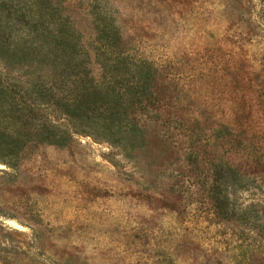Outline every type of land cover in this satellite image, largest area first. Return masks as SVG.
I'll use <instances>...</instances> for the list:
<instances>
[{"label":"rangeland","instance_id":"374dc122","mask_svg":"<svg viewBox=\"0 0 264 264\" xmlns=\"http://www.w3.org/2000/svg\"><path fill=\"white\" fill-rule=\"evenodd\" d=\"M52 17L71 38L0 57V84L72 137L0 146V264H264L262 1L62 0ZM113 33L124 63L96 54Z\"/></svg>","mask_w":264,"mask_h":264},{"label":"trees","instance_id":"16d2710c","mask_svg":"<svg viewBox=\"0 0 264 264\" xmlns=\"http://www.w3.org/2000/svg\"><path fill=\"white\" fill-rule=\"evenodd\" d=\"M261 1L264 4V0ZM61 3L62 0H0V57L10 60L48 59L57 44L71 38L70 32L52 17ZM92 16L95 27L113 31L114 26L109 15L105 13L102 15L94 10ZM111 36L109 38L96 36V54L112 62L124 63L126 57L115 45L116 35L113 33ZM44 115L43 110L37 105L15 102L13 97L8 95L6 88L0 84V146L7 148L8 156L17 157L25 140L59 148L68 143L72 136L58 129ZM4 127L10 132H4ZM126 132L133 141L142 140L144 137L142 129L137 126L127 129ZM212 133H215V138H220L226 133L232 143L233 133L224 130H213ZM208 159L217 167L225 165L220 155ZM232 171L234 173L226 185L234 188L241 185L244 180L241 175L237 176V173ZM220 194L221 191H217L211 195L210 205L215 216L223 219L230 211L234 214L235 210L230 207L228 193ZM248 231H251L250 227Z\"/></svg>","mask_w":264,"mask_h":264}]
</instances>
